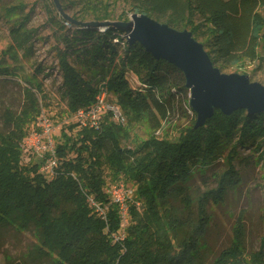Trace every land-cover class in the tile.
<instances>
[{
  "label": "trees",
  "instance_id": "trees-1",
  "mask_svg": "<svg viewBox=\"0 0 264 264\" xmlns=\"http://www.w3.org/2000/svg\"><path fill=\"white\" fill-rule=\"evenodd\" d=\"M131 1L132 13L188 31L196 41L200 31L206 33L201 44L221 73L245 60L264 63L259 52H264V15L259 14L264 0ZM23 8L20 4L7 8L3 17L10 24L15 51L27 55L32 32H26L30 15H23ZM108 9L93 14L96 21L110 22L104 30L76 25L73 22L81 20L73 17V30L65 32L62 22L69 20L55 13L50 17L58 29L54 49L70 115L93 107L98 94L107 91L126 117V125H118L107 113L97 129L79 123L65 127L55 140L53 175H46L40 170L42 163H23L21 143L28 135L29 117L38 107L35 92L28 90L27 107L20 115L6 113L7 131L0 132V230H33L37 242L28 255L40 264H204L203 239L212 220L208 200L219 202L228 186L240 184L235 164L239 148H252L264 167V113L249 115L240 109L227 115L215 110L201 126L193 118L178 130L176 140L150 136L133 149L125 147L128 127L147 123L154 131L161 130L171 125L176 104L184 102L191 108L190 90L176 66L155 58L139 42H129L127 14L113 20ZM14 13L18 17L13 18ZM10 60L11 65L0 58V78L21 81L25 77L18 69L19 56ZM131 75L137 76L140 87L132 85ZM225 150L227 170L218 187L198 199L197 219L184 221L167 208L169 199L176 197L190 210L195 172L207 171ZM106 170L113 180L136 187L131 223L118 241L115 236L121 234L123 223L106 192ZM90 199L107 209L106 218L91 207ZM178 230H185V236L177 244L170 233ZM244 254L245 225L239 215L233 243L212 264H247ZM254 261L264 263V253L257 252Z\"/></svg>",
  "mask_w": 264,
  "mask_h": 264
},
{
  "label": "rangeland",
  "instance_id": "rangeland-1",
  "mask_svg": "<svg viewBox=\"0 0 264 264\" xmlns=\"http://www.w3.org/2000/svg\"><path fill=\"white\" fill-rule=\"evenodd\" d=\"M59 2L62 8L65 7L63 9L65 14L71 19L79 18L82 22L96 21L93 14L102 15L105 8H109L113 20H116L121 14H127L130 22L133 15H139L132 13L134 5L131 0H59ZM18 4L24 5L21 11L23 15H30L25 23L26 32H32L31 41L28 44L31 49L27 55L23 53V50L15 51L17 48L11 37L10 24L5 22L3 17L7 8H14ZM53 9L50 1L46 3L43 0H0V58L3 57V60L11 65L10 56H19L18 69L25 77L21 81L15 78H0V132L2 133L7 131L4 124L5 114L11 112L20 115L27 107L28 90L34 91L38 100L37 111L29 117V135L40 131L38 120L42 114L46 115L53 125V142L60 137L65 127L78 123L75 116L70 115L66 99H63V79L58 55L54 49L58 43L55 40V33L58 29L52 25L50 20V17L55 16V13L58 12H53ZM259 14L264 15L263 7L260 8ZM12 15L13 18L18 17L17 13ZM70 20L66 21L69 25L62 22L66 28L65 32L73 30L74 24ZM99 29L104 30V27ZM197 39L199 43H202L206 40V33L200 31ZM59 45L62 47L60 43ZM259 52L264 54L261 49ZM36 72H40L39 75ZM224 74L244 75L248 77L250 83L264 86V63L258 59L254 62L245 60L241 64H235L224 71ZM25 79L31 83H26ZM131 82L134 87H140L136 75H131ZM37 86L42 90L41 92H37ZM107 93V101L115 104L110 92ZM189 106L191 107L190 94ZM193 118L197 122L198 115L192 107L188 108L184 102L178 103L170 126L165 124L161 130L157 131L151 129L147 123L137 124L131 128L126 126L129 135L123 145L133 149L150 136L176 140L179 134L178 130L190 125ZM227 153L228 150H225L207 171L195 172L190 182V197L193 201L190 210L185 208L180 199L176 197L169 199L167 208L176 211L184 221L196 220L198 199L204 193L214 191L218 187L220 176L227 170V163L224 161ZM39 162L42 163L41 166L45 164L37 158L33 151H23L25 165ZM235 164L240 175V184L235 187L228 186L219 202H215L212 198L208 200V213L212 220L203 239L205 244L202 254L204 264H212L223 250L231 246L235 239L236 221L239 215H243L244 218V258L248 261L247 264H256L254 255L257 252L264 253L262 246L264 239V167L258 163V153H254L249 147L239 148V157ZM106 183L107 189L112 185L124 183L133 190V195L128 201V222L123 224L122 234L131 223L130 207L137 201L136 187L131 182L122 179L113 180L109 170H106ZM184 236L185 230L170 233L171 239L177 244L183 240ZM36 242L33 230L22 233L14 228L0 230V264H40L41 260L38 262L30 259L28 255Z\"/></svg>",
  "mask_w": 264,
  "mask_h": 264
},
{
  "label": "water",
  "instance_id": "water-1",
  "mask_svg": "<svg viewBox=\"0 0 264 264\" xmlns=\"http://www.w3.org/2000/svg\"><path fill=\"white\" fill-rule=\"evenodd\" d=\"M52 1L58 13L70 20L59 0ZM73 23L97 28L110 25L99 21ZM126 25L130 43L139 42L155 58L168 61L184 73L190 104L198 115L197 126L211 118L215 110L227 115L240 109L247 110L249 115L264 113V86L250 83L244 75L221 73L190 32H179L141 14L133 15Z\"/></svg>",
  "mask_w": 264,
  "mask_h": 264
},
{
  "label": "built area",
  "instance_id": "built-area-1",
  "mask_svg": "<svg viewBox=\"0 0 264 264\" xmlns=\"http://www.w3.org/2000/svg\"><path fill=\"white\" fill-rule=\"evenodd\" d=\"M47 2L48 0H43ZM66 25H69L66 23ZM107 91H101L97 96L96 104L89 108H81L75 113V118L81 127H88L97 129L103 121L104 115L111 113L113 120L118 125H125L127 120L123 115L120 108L111 102L107 101ZM40 131H35L28 134L22 141L21 148L23 151H33L37 158L42 161L41 172L46 175H53L54 167L56 166L55 148L53 142V125L46 115L42 114L39 118ZM106 192L110 195L113 203L117 206L121 221L123 224L128 222L129 206L128 201L133 195V190L126 184L121 183L112 185L106 189ZM90 205L95 209L103 218H106V208H103L99 203L90 199ZM139 205V203H137ZM123 239L122 234H117L115 240Z\"/></svg>",
  "mask_w": 264,
  "mask_h": 264
}]
</instances>
